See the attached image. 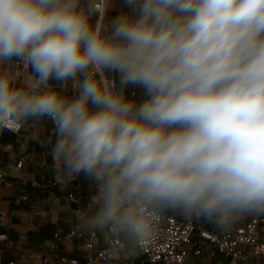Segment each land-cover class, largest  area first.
Masks as SVG:
<instances>
[{
    "label": "clouds",
    "instance_id": "clouds-1",
    "mask_svg": "<svg viewBox=\"0 0 264 264\" xmlns=\"http://www.w3.org/2000/svg\"><path fill=\"white\" fill-rule=\"evenodd\" d=\"M98 3L0 0V129L53 122L57 170L94 185L96 226L264 213V0H119L116 15L104 0L103 19Z\"/></svg>",
    "mask_w": 264,
    "mask_h": 264
},
{
    "label": "crops",
    "instance_id": "crops-1",
    "mask_svg": "<svg viewBox=\"0 0 264 264\" xmlns=\"http://www.w3.org/2000/svg\"><path fill=\"white\" fill-rule=\"evenodd\" d=\"M99 3L102 5L100 18L103 19L104 0ZM114 4L111 15L121 10L119 0H114ZM9 70L18 82L29 71L23 62L14 63ZM68 94H72L70 88ZM128 95L137 100L142 98L138 89H128ZM56 138L53 122L47 118L25 121L17 134L0 129V175L5 174L4 181H0V236H4L0 239V264H38L42 256L51 257L49 245L53 234L63 235L70 229L87 233L96 230V246L102 247L105 243L103 227L93 225L90 220L98 206L95 187L87 177L68 179L57 170L52 156ZM18 163L21 166L18 167ZM77 209H81V214L76 213ZM157 211L178 219L182 215L180 209ZM253 217L264 219V213L244 215L225 228H218L203 219L199 222L202 229L221 235L227 228L243 226ZM121 230L120 236L132 245L131 237H126ZM198 240L195 232L194 249L198 248ZM56 245L58 254L85 262L84 247L79 241L58 242ZM194 249L190 250L185 264H202L200 259L204 257L210 258V264L221 259L214 247L202 249L200 256L194 255Z\"/></svg>",
    "mask_w": 264,
    "mask_h": 264
},
{
    "label": "built area",
    "instance_id": "built-area-1",
    "mask_svg": "<svg viewBox=\"0 0 264 264\" xmlns=\"http://www.w3.org/2000/svg\"><path fill=\"white\" fill-rule=\"evenodd\" d=\"M96 7L102 11L101 3ZM4 129L17 134L21 130V125L10 124ZM19 166L21 163H18ZM4 178L5 174H1L0 181L3 182ZM81 212V209L76 210L78 215ZM153 215L154 219L143 235L128 232L132 245L120 236V227L113 225L102 226L106 235L102 247L95 244L98 238L96 230L87 233L79 229H70L63 235L56 232L49 245L51 257L42 256L38 264H51V261L53 264H184L190 250L194 249L195 232L199 240L194 254L200 255L202 249L214 247L221 256L214 264H242L247 252L254 256H264V219L253 217L245 225L227 228L218 235L202 229L199 219L195 216H186L183 212L179 219L159 211ZM3 238L4 236H0V239ZM74 240L83 244L86 256L84 263L76 257L56 252V243Z\"/></svg>",
    "mask_w": 264,
    "mask_h": 264
},
{
    "label": "rangeland",
    "instance_id": "rangeland-1",
    "mask_svg": "<svg viewBox=\"0 0 264 264\" xmlns=\"http://www.w3.org/2000/svg\"><path fill=\"white\" fill-rule=\"evenodd\" d=\"M122 232H124V234L126 235V237L128 236V231L126 230H121ZM203 257V256H202ZM210 258L208 257H204L200 259V263L202 264H210L209 262ZM212 264V263H211ZM242 264H264V257H259V256H254L251 254H247L244 256V260L242 261Z\"/></svg>",
    "mask_w": 264,
    "mask_h": 264
},
{
    "label": "trees",
    "instance_id": "trees-1",
    "mask_svg": "<svg viewBox=\"0 0 264 264\" xmlns=\"http://www.w3.org/2000/svg\"><path fill=\"white\" fill-rule=\"evenodd\" d=\"M193 253H194V251H193ZM247 254H251L250 252H247L245 255H247ZM195 255V254H194ZM201 255V254H200ZM200 255H195V256H200ZM252 255V254H251ZM259 257H264V256H259ZM243 260H244V258H243ZM184 264H185V262H184Z\"/></svg>",
    "mask_w": 264,
    "mask_h": 264
}]
</instances>
